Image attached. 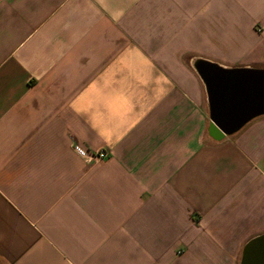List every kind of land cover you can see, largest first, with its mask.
<instances>
[{
    "label": "crops",
    "instance_id": "0c3cea01",
    "mask_svg": "<svg viewBox=\"0 0 264 264\" xmlns=\"http://www.w3.org/2000/svg\"><path fill=\"white\" fill-rule=\"evenodd\" d=\"M198 60L264 69V0H0L1 264H241L264 116L214 139Z\"/></svg>",
    "mask_w": 264,
    "mask_h": 264
},
{
    "label": "water",
    "instance_id": "95a60500",
    "mask_svg": "<svg viewBox=\"0 0 264 264\" xmlns=\"http://www.w3.org/2000/svg\"><path fill=\"white\" fill-rule=\"evenodd\" d=\"M209 103L210 135L223 139L264 116V69L224 68L205 60L195 63ZM264 263V235L251 240L241 264ZM1 264V263H0Z\"/></svg>",
    "mask_w": 264,
    "mask_h": 264
},
{
    "label": "built area",
    "instance_id": "2783aa9c",
    "mask_svg": "<svg viewBox=\"0 0 264 264\" xmlns=\"http://www.w3.org/2000/svg\"><path fill=\"white\" fill-rule=\"evenodd\" d=\"M74 151L79 157H81L87 162H91V161L99 162L104 160L108 155L107 152L104 150H100L92 153L88 152L79 145H74Z\"/></svg>",
    "mask_w": 264,
    "mask_h": 264
}]
</instances>
